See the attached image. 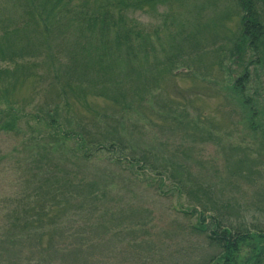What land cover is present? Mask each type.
Returning <instances> with one entry per match:
<instances>
[{
	"label": "rangeland",
	"instance_id": "rangeland-1",
	"mask_svg": "<svg viewBox=\"0 0 264 264\" xmlns=\"http://www.w3.org/2000/svg\"><path fill=\"white\" fill-rule=\"evenodd\" d=\"M3 2L0 0V5ZM231 7L224 0H173L128 13L153 36L155 45L148 49L152 66H143L140 76L127 74L122 81L112 83L117 96L130 99V108L119 106L121 100L117 104L88 97L92 109L85 111V104L77 102L73 106L75 117L67 124L78 135L120 138L124 146L108 149L106 144V148L84 157L76 153L75 142L59 136L60 142L49 133L40 122V110L49 109L43 105L49 103L47 88L52 76L46 65L33 68L39 72L33 80L11 86L10 92L0 89V120L8 119L7 107L21 110L22 115L13 130L0 132V205L6 208L16 201V194L22 191L21 177L35 172L44 184L50 176L45 191L59 203L54 202L49 212L56 216L54 222L45 227L57 224L66 232L56 234L50 246L49 238L43 240L52 247L54 262L62 259L61 254V263L71 262L66 246L69 239L77 242L78 258L90 257L92 264H207L206 257L215 256L219 249L200 238L196 244L188 237L190 226L199 225L198 216L191 211L194 194L174 186L180 182L203 196V201L228 206L223 211L230 218L264 217V149L260 137L243 122L240 107L224 87L225 74L216 65L225 40L221 36L235 26V18L226 26L219 16ZM199 28L198 39L202 36L204 43L200 40L195 46L187 34ZM67 37L71 47L74 37ZM169 55H174V65L165 60ZM229 59L225 58V65L234 68ZM248 66L249 94L264 110V70L257 69L256 75L254 64ZM64 106L62 102L60 107ZM163 169L170 172H157ZM159 178H163L162 183ZM69 195L80 211L70 213L60 205ZM250 207L262 210L253 214ZM136 239L142 242L129 243ZM87 240L95 246L78 245ZM32 247L29 244V251ZM23 248L18 263L26 257L28 246ZM162 252L168 256L164 263L157 260ZM241 254L251 255L252 247L242 249ZM149 255L153 257L150 260ZM200 259L205 262L200 263Z\"/></svg>",
	"mask_w": 264,
	"mask_h": 264
},
{
	"label": "trees",
	"instance_id": "trees-1",
	"mask_svg": "<svg viewBox=\"0 0 264 264\" xmlns=\"http://www.w3.org/2000/svg\"><path fill=\"white\" fill-rule=\"evenodd\" d=\"M172 1L4 0L0 5L1 91L10 92L11 86L33 80L35 73H39L35 69L33 72V68L46 65L52 76L50 86L47 88L49 94L46 101L49 103L43 105L49 109L40 110L43 116L40 122L46 125L49 133L56 135L60 142L59 136L63 140L75 142L76 153L79 152L84 157L99 148H106V144L108 149H112L113 145L124 146L120 138L106 140L105 136L101 135L104 140L94 137L91 133H89L90 136L81 133L78 135L79 133H75L76 131L67 124L75 117L73 106L77 102L81 106L85 104V111L92 109L90 98H103L105 101H116L117 104L121 100L122 104L119 106L125 109L130 108V99L117 96L115 90L111 89L115 86L112 83L122 81L127 74L140 76L143 66H152L150 58L153 56L148 53V49L155 45L153 36L145 32L141 23L137 19L130 18L128 13L147 7L154 8L162 3L170 4ZM224 1H229L233 7L221 13L219 19L221 18L222 24L227 26L229 19L233 21L235 18V26L228 28L230 31L226 29L229 34L225 32V35L221 36L225 40L220 47L219 57L221 58L216 60V65H220L222 75L225 74L222 78L224 87L232 95L237 107H240L239 112L243 122L249 130L260 137L261 148L264 149V110L259 105V101L250 96V86L247 88L250 84L248 65L254 64L256 75L257 69L264 70V0ZM230 11L231 14L227 16ZM72 29L75 33L71 32ZM203 29L205 27L201 28V33ZM199 32L200 28L187 34L190 38L189 42L194 41L195 46L200 43V40L202 44L204 43L202 36L198 39ZM67 35L74 37L71 47L68 43L70 38ZM58 41L60 42L55 47V42ZM173 57L174 55H169L165 59L171 63L170 66L176 63ZM225 58H230L234 68L225 65ZM62 102H64V108L60 107ZM50 105L51 107H48ZM7 108L8 119L0 120V132L4 129L13 130L16 122L22 117L21 110H16L17 108L14 107ZM63 109L66 111L63 112ZM31 113L35 114L34 111ZM79 127L84 129L82 125ZM157 172L166 175L170 171L163 169ZM47 178L50 176L45 177L42 184L35 172H32V176L21 177L22 191L16 194V201L6 208L0 205V264H92L90 257L78 258L75 252L76 240L68 239L66 243L71 254V262L61 263L64 260L63 254L59 262H54L56 258L51 257L52 247L47 246L51 245L56 234H66V232L60 230L57 224L55 228L45 227L54 222L56 216H52L49 212L54 202L59 203L56 196L53 197L45 191L48 188ZM174 179L177 182V178ZM159 180L163 182V178ZM174 186L179 188L180 192L186 188L184 190L187 194H194L191 202L195 206L191 211L197 213L199 225L190 226L187 230L188 237L196 244L200 243L198 240L200 238L203 242L219 249L215 256L207 253L210 255L206 257L207 264H214L216 261L232 264L264 262V217L261 218L255 214L262 208H256L259 206L255 204L256 209L249 208L255 215L249 218L244 217L242 221H239L230 218L229 214L223 211L228 208L223 203L203 201V196L191 192L183 182ZM70 202L75 203L69 195L60 205L70 213L74 210L80 211L78 204H70ZM201 206L199 210L198 207ZM209 210L212 214H207ZM207 220L209 223L206 224ZM67 227L69 226L61 229ZM71 227L73 228V224ZM71 227L70 234L73 230ZM46 238H49L47 246L43 242ZM140 242L142 241L136 239L129 243ZM86 243L88 246H95L92 240L80 242L78 245L84 246ZM7 244L10 245L9 248ZM14 244L17 247L10 249ZM29 244L33 246L30 251ZM24 245L28 246L26 257L18 263L25 252ZM71 246L76 247L69 249ZM251 247V255L241 254L242 249L251 250ZM9 249L11 258H8ZM166 257L168 258L162 252L157 260L164 263L167 260ZM123 258L126 260L127 256L124 255ZM148 258L150 260L153 257L149 255Z\"/></svg>",
	"mask_w": 264,
	"mask_h": 264
},
{
	"label": "water",
	"instance_id": "water-1",
	"mask_svg": "<svg viewBox=\"0 0 264 264\" xmlns=\"http://www.w3.org/2000/svg\"><path fill=\"white\" fill-rule=\"evenodd\" d=\"M217 264H226V263H217Z\"/></svg>",
	"mask_w": 264,
	"mask_h": 264
}]
</instances>
